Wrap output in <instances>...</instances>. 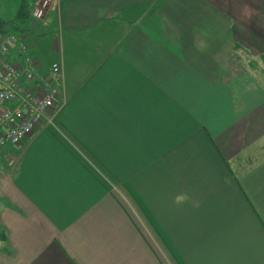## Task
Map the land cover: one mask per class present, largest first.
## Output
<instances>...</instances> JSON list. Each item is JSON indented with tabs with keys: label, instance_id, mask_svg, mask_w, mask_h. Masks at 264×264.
I'll return each mask as SVG.
<instances>
[{
	"label": "crops",
	"instance_id": "0c3cea01",
	"mask_svg": "<svg viewBox=\"0 0 264 264\" xmlns=\"http://www.w3.org/2000/svg\"><path fill=\"white\" fill-rule=\"evenodd\" d=\"M44 25L64 86L14 168L0 149V264H264V0H58Z\"/></svg>",
	"mask_w": 264,
	"mask_h": 264
},
{
	"label": "built area",
	"instance_id": "2783aa9c",
	"mask_svg": "<svg viewBox=\"0 0 264 264\" xmlns=\"http://www.w3.org/2000/svg\"><path fill=\"white\" fill-rule=\"evenodd\" d=\"M58 0H36L32 19L43 20L57 10ZM24 36L0 33V149L7 169L21 159L9 147L20 146L45 119L52 123L64 86V64L58 59L45 65L30 53Z\"/></svg>",
	"mask_w": 264,
	"mask_h": 264
},
{
	"label": "rangeland",
	"instance_id": "374dc122",
	"mask_svg": "<svg viewBox=\"0 0 264 264\" xmlns=\"http://www.w3.org/2000/svg\"><path fill=\"white\" fill-rule=\"evenodd\" d=\"M20 4H21V0H0V18H3L4 20L10 21L5 26V29L9 33H17V34L22 33L20 31H18L17 29H15L14 23H11L12 21H14L16 19V14H17V11L20 7ZM51 13H52V9L46 13V16L43 20H40L38 22H34L32 19L30 28L32 30H34V34L40 35L39 33H42L43 29L37 30L36 28L39 27L40 25L46 26L44 24L47 21V19L49 18ZM46 30H49V29H46ZM58 36H60L58 32L51 30L48 33H46L42 38H38L34 42V48L32 47V49L30 50V53L32 54V56H34L35 59H37L39 62H41L45 65L52 64V62L55 59H58L60 56L59 50H55V48H54V44L56 43V41L59 40ZM25 39L27 40V42L31 41V43H33V40H34V38H32L33 40H31L27 37H25ZM31 43L29 42L30 46H32ZM73 59L75 60V62L78 65L80 63H83L77 57L73 58ZM236 59L237 58H234V60H236ZM239 60H240L239 67H237V65L234 62V65L237 68V71L234 73V75H238L240 77L241 82L244 81L245 83H249V81H251V78L249 77L247 70L249 69L248 67H249L251 61H254V60H253V58L247 57V56L240 57ZM256 63L260 66L258 61H256ZM74 66L76 67L75 63H74Z\"/></svg>",
	"mask_w": 264,
	"mask_h": 264
},
{
	"label": "trees",
	"instance_id": "16d2710c",
	"mask_svg": "<svg viewBox=\"0 0 264 264\" xmlns=\"http://www.w3.org/2000/svg\"><path fill=\"white\" fill-rule=\"evenodd\" d=\"M36 0H21L20 7L16 14V19L11 23H14L15 29L22 32L20 35L24 36L28 34L32 29L30 28L32 22V11ZM10 22L0 18V33L8 34L5 29L6 24ZM17 34V33H16Z\"/></svg>",
	"mask_w": 264,
	"mask_h": 264
}]
</instances>
